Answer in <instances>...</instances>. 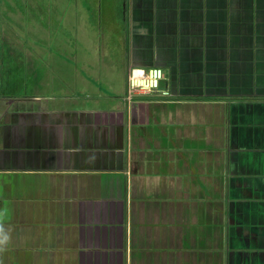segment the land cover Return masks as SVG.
Here are the masks:
<instances>
[{"label": "crops", "instance_id": "1", "mask_svg": "<svg viewBox=\"0 0 264 264\" xmlns=\"http://www.w3.org/2000/svg\"><path fill=\"white\" fill-rule=\"evenodd\" d=\"M42 1L0 25L2 264H264V0Z\"/></svg>", "mask_w": 264, "mask_h": 264}, {"label": "rangeland", "instance_id": "2", "mask_svg": "<svg viewBox=\"0 0 264 264\" xmlns=\"http://www.w3.org/2000/svg\"><path fill=\"white\" fill-rule=\"evenodd\" d=\"M52 1L49 3L48 0H43L41 2L43 6L34 9V12L45 13L47 21L52 25L61 26L64 24H61V22L65 19V14L60 19L61 21L59 20V15H61V8H64L66 4H63V0H58V4L54 3L57 0ZM28 3V0H0V25L4 29H29ZM51 11H54V13ZM7 39H4V41L7 42Z\"/></svg>", "mask_w": 264, "mask_h": 264}, {"label": "built area", "instance_id": "3", "mask_svg": "<svg viewBox=\"0 0 264 264\" xmlns=\"http://www.w3.org/2000/svg\"><path fill=\"white\" fill-rule=\"evenodd\" d=\"M164 79L163 70L158 66L131 67L127 75V93H144L159 90ZM166 94V90H162Z\"/></svg>", "mask_w": 264, "mask_h": 264}, {"label": "clouds", "instance_id": "4", "mask_svg": "<svg viewBox=\"0 0 264 264\" xmlns=\"http://www.w3.org/2000/svg\"><path fill=\"white\" fill-rule=\"evenodd\" d=\"M10 235L5 230L2 224H0V252H3L6 249L7 244L9 243ZM2 264V261H0Z\"/></svg>", "mask_w": 264, "mask_h": 264}]
</instances>
